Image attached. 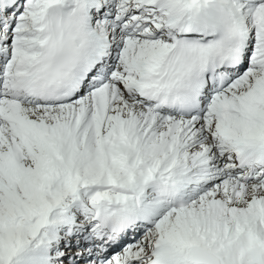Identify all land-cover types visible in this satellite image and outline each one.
Here are the masks:
<instances>
[{
    "label": "snow or ice",
    "instance_id": "snow-or-ice-1",
    "mask_svg": "<svg viewBox=\"0 0 264 264\" xmlns=\"http://www.w3.org/2000/svg\"><path fill=\"white\" fill-rule=\"evenodd\" d=\"M0 264H264V0H0Z\"/></svg>",
    "mask_w": 264,
    "mask_h": 264
}]
</instances>
